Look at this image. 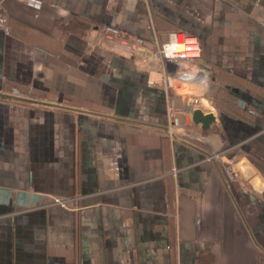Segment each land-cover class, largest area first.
<instances>
[{"label":"crops","instance_id":"crops-1","mask_svg":"<svg viewBox=\"0 0 264 264\" xmlns=\"http://www.w3.org/2000/svg\"><path fill=\"white\" fill-rule=\"evenodd\" d=\"M151 22L197 38L207 88L101 32L152 48ZM243 158L264 176V0H0V264H264Z\"/></svg>","mask_w":264,"mask_h":264},{"label":"built area","instance_id":"built-area-1","mask_svg":"<svg viewBox=\"0 0 264 264\" xmlns=\"http://www.w3.org/2000/svg\"><path fill=\"white\" fill-rule=\"evenodd\" d=\"M101 32L107 41L114 42L120 50L130 56L141 55L145 58H156L162 63V67L159 70L150 71V73L156 72L160 77V83L164 86H168L169 78H175L188 83H196L202 87L209 79L208 69L196 62L201 58L202 50L199 41L194 36H191L183 31H175L168 34L167 39L164 41L159 40L157 30L151 22L148 26L152 38V48H149V40L143 37L130 35L114 26H103ZM166 45L169 47L166 49ZM183 66L194 68V72L182 70ZM204 75H203V74ZM202 77V78H201ZM155 82L153 81L152 84ZM182 110L202 112H210L214 116V102L210 99L202 97H192L185 102V106ZM181 111L169 104L167 107L168 118L170 124L173 123L175 116ZM219 158V155H213L209 159ZM227 165L231 170V179L235 182H241L244 184V190H247L249 185H252V174L254 169L245 170V165L241 160H228ZM247 173L250 176H247ZM258 176V174L256 173ZM250 183V184H247ZM57 203L63 204L61 200H56Z\"/></svg>","mask_w":264,"mask_h":264},{"label":"rangeland","instance_id":"rangeland-1","mask_svg":"<svg viewBox=\"0 0 264 264\" xmlns=\"http://www.w3.org/2000/svg\"><path fill=\"white\" fill-rule=\"evenodd\" d=\"M189 68V67H188ZM191 72H194V68H190ZM242 164L245 165V170H251L253 168L255 172L260 176L264 177L261 170L248 158L241 159ZM245 184V182H244ZM250 184V183H247ZM246 193L253 195L254 197L258 198L261 201H264V190H252V188L249 186L247 190H245Z\"/></svg>","mask_w":264,"mask_h":264},{"label":"trees","instance_id":"trees-1","mask_svg":"<svg viewBox=\"0 0 264 264\" xmlns=\"http://www.w3.org/2000/svg\"><path fill=\"white\" fill-rule=\"evenodd\" d=\"M68 28H71V27L68 26ZM87 29L88 27L84 25L83 31ZM214 260H215L214 255L211 252H204L199 255V257L197 258L196 264H214Z\"/></svg>","mask_w":264,"mask_h":264},{"label":"water","instance_id":"water-1","mask_svg":"<svg viewBox=\"0 0 264 264\" xmlns=\"http://www.w3.org/2000/svg\"><path fill=\"white\" fill-rule=\"evenodd\" d=\"M204 86L207 88L208 87V82H206V84ZM212 115L213 114H210V116H212ZM194 116H195L196 119L200 118L202 116V111L196 110L195 113H194ZM213 117H215V116L213 115ZM208 118L209 117H206L205 120H208ZM205 124H207V123H205Z\"/></svg>","mask_w":264,"mask_h":264},{"label":"clouds","instance_id":"clouds-1","mask_svg":"<svg viewBox=\"0 0 264 264\" xmlns=\"http://www.w3.org/2000/svg\"><path fill=\"white\" fill-rule=\"evenodd\" d=\"M165 47H166V49H167L169 46H168V45H166Z\"/></svg>","mask_w":264,"mask_h":264},{"label":"bare ground","instance_id":"bare-ground-1","mask_svg":"<svg viewBox=\"0 0 264 264\" xmlns=\"http://www.w3.org/2000/svg\"><path fill=\"white\" fill-rule=\"evenodd\" d=\"M203 74V73H202ZM204 75V74H203ZM202 78V77H201ZM197 88V87H196Z\"/></svg>","mask_w":264,"mask_h":264}]
</instances>
